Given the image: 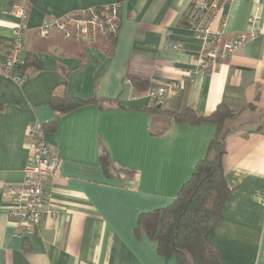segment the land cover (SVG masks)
Returning a JSON list of instances; mask_svg holds the SVG:
<instances>
[{
    "label": "crops",
    "instance_id": "obj_1",
    "mask_svg": "<svg viewBox=\"0 0 264 264\" xmlns=\"http://www.w3.org/2000/svg\"><path fill=\"white\" fill-rule=\"evenodd\" d=\"M21 1V0H20ZM23 54L37 66L22 83L2 72L5 51L17 22L15 7L0 0V264H178L156 252L155 241L134 229L139 213L164 207L202 159L216 127L175 123L148 115L150 105L129 77L161 84L197 65L203 43L182 26L199 0H24ZM121 2L120 28L112 44L75 43L60 33L40 38L43 21L92 5ZM194 3V4H195ZM21 5V4H20ZM264 0H229L222 9L224 38L246 41L224 62L197 72L192 83L161 105H189L207 114L220 102L237 113L226 123L222 166L230 194L210 241L227 264H264ZM69 70L65 77L62 69ZM83 99H115L118 108L88 104L62 114L45 137L59 158L46 183L53 217L35 231L15 236L8 189L23 181L29 163L27 130L51 121L53 93ZM166 131L152 135L154 131ZM101 147L118 174L100 166Z\"/></svg>",
    "mask_w": 264,
    "mask_h": 264
},
{
    "label": "trees",
    "instance_id": "obj_2",
    "mask_svg": "<svg viewBox=\"0 0 264 264\" xmlns=\"http://www.w3.org/2000/svg\"><path fill=\"white\" fill-rule=\"evenodd\" d=\"M190 4L188 13L181 20V25L191 28L196 22L198 12ZM8 6H22L27 12V2L24 0H7ZM21 4V5H20ZM113 44L115 37L104 36ZM93 44L90 42H75ZM25 64L21 69L37 66V59L33 56L25 57ZM23 61V60H22ZM24 62V61H23ZM62 69V68H61ZM65 77L69 70L62 69ZM9 78V77H8ZM12 80V79H11ZM134 89L145 92L150 82L138 77H129ZM105 102L108 108H118L115 99H83L70 96L68 93H53L49 99V106L54 118L40 128L46 132H53L59 117L79 107L88 104H98L103 109ZM3 104L0 102V110ZM148 115L165 116L175 123L187 122L195 125L211 123L216 127V133L208 144L205 156L194 167L189 178L181 185L173 200L161 208L139 213L134 232L139 237L145 234L155 241L156 252L168 258L174 256L178 264H227L220 254L218 247L210 241V234L221 217L222 208L230 194V187L225 181L222 166V144L228 133L226 123L236 117L228 104L220 102L209 113L204 114L189 105L173 109L165 106L157 107L150 104L139 108ZM166 130L154 131L152 135H161ZM100 166L107 177L118 174L114 163L103 147L99 154Z\"/></svg>",
    "mask_w": 264,
    "mask_h": 264
},
{
    "label": "built area",
    "instance_id": "obj_3",
    "mask_svg": "<svg viewBox=\"0 0 264 264\" xmlns=\"http://www.w3.org/2000/svg\"><path fill=\"white\" fill-rule=\"evenodd\" d=\"M228 1L199 0L194 4L198 16L191 29L194 36L202 41L204 52L199 55L197 65L183 71L180 78L161 84L149 83L144 96L150 104H162L175 96L194 81L197 72H208L229 59L246 41L247 37L243 33L230 40L224 38L225 18L222 17V9ZM120 8L121 2H116L66 13L59 18L43 21L37 29V35L47 38L55 31L73 42L90 43L104 36L116 37L120 28ZM14 14L17 22L12 28V38L4 54L2 72L14 82L22 83L30 75L28 68L21 69L24 65L22 54L26 13L22 6H17ZM256 23L257 17L251 16L249 25L255 28L251 37L264 35L262 30L256 28ZM27 136L30 157L23 171V181L7 190L12 195L8 215L14 221L15 236L34 232L41 219L53 217L57 212L56 207L47 202L49 194L45 185L58 171V155L46 140L40 125L30 126Z\"/></svg>",
    "mask_w": 264,
    "mask_h": 264
},
{
    "label": "water",
    "instance_id": "obj_4",
    "mask_svg": "<svg viewBox=\"0 0 264 264\" xmlns=\"http://www.w3.org/2000/svg\"><path fill=\"white\" fill-rule=\"evenodd\" d=\"M157 107H161V104H158Z\"/></svg>",
    "mask_w": 264,
    "mask_h": 264
}]
</instances>
